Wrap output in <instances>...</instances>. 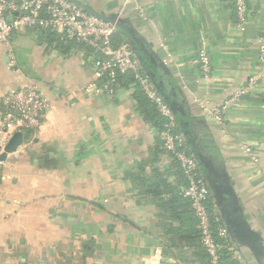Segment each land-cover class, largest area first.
Instances as JSON below:
<instances>
[{
    "label": "crops",
    "instance_id": "0c3cea01",
    "mask_svg": "<svg viewBox=\"0 0 264 264\" xmlns=\"http://www.w3.org/2000/svg\"><path fill=\"white\" fill-rule=\"evenodd\" d=\"M82 1L98 14L126 15L154 76L183 103L187 123L179 130L212 164L200 157L209 206L234 197L235 242L253 264L263 263L264 0H249L243 29L234 0ZM52 30L54 42L38 28L0 42V97L34 82L50 105L41 126L0 159V264H207L184 195L188 181L157 137L154 107L143 106L135 82L113 94L86 91L101 52L59 44L63 34ZM129 32L117 34L127 43ZM203 49L209 80L196 61ZM255 75L254 88L217 119L213 109Z\"/></svg>",
    "mask_w": 264,
    "mask_h": 264
},
{
    "label": "built area",
    "instance_id": "2783aa9c",
    "mask_svg": "<svg viewBox=\"0 0 264 264\" xmlns=\"http://www.w3.org/2000/svg\"><path fill=\"white\" fill-rule=\"evenodd\" d=\"M234 9L237 27L245 28L251 17L249 0H234ZM27 28L54 29L62 33L67 41L85 43L101 52L102 56L96 60V80L87 85L86 91L113 94L117 89L127 86L124 80L128 78L136 83L164 119L156 134L164 151L171 160L180 164L188 180L184 195L189 199L197 219L208 264H240L226 223L217 208L209 206L211 194L202 168L178 129L171 109L131 47L127 43L117 46L113 44L116 26L70 0H0V42L10 43L14 33ZM259 59L264 62V42L259 46ZM196 61L201 68L202 77L205 80L211 79L212 62L208 52L201 50ZM259 80L258 75L249 78L221 107L213 109L214 116L221 119V114L228 105L234 99L249 93ZM49 106L34 82L6 91L0 97V144L4 147L16 132L25 134L39 128ZM204 108L208 110L206 105ZM246 149L250 151L249 148Z\"/></svg>",
    "mask_w": 264,
    "mask_h": 264
},
{
    "label": "water",
    "instance_id": "95a60500",
    "mask_svg": "<svg viewBox=\"0 0 264 264\" xmlns=\"http://www.w3.org/2000/svg\"><path fill=\"white\" fill-rule=\"evenodd\" d=\"M70 1L75 3L77 6L85 9L87 12L114 24L117 28V31H119V30H126L128 32L130 31L129 26L126 23V20H125L126 15L124 13L121 14V13L117 12L114 15L106 16V15L96 13L95 11H93L92 8H90L82 0H70ZM129 34L132 36L131 37L132 40L127 42V44L131 47L136 58L139 60V62L143 66L145 72L147 73V75L150 77L153 84L157 88L159 94L164 98L165 102L168 104L169 108L171 109V111L175 117V120L177 122L178 127H180L179 123H183V125H186L187 122L184 120L185 116H186L185 109H184L183 103L180 101L175 89L172 88V86L170 89V86H169L170 83H168V81L165 79V77L163 79H158L157 77L154 76V73L157 71L156 70L157 67L154 68L150 62L148 64V62L146 60L148 57H147V55L144 54V48H143L142 44H140V42L138 41V38L133 34V32H129ZM211 110L212 109L209 110V112H208L209 114H210ZM181 132L183 133V135L185 137L186 143L189 146L191 153L196 158L200 167L202 168L204 180L206 181V183L210 189V194L212 195L210 183H209V178H208L207 174L205 173V170H204V167H203V164H202L200 157L203 158L204 163H206L208 166L211 167L212 164H211L210 160L203 153H201L200 151L195 152L193 150V148H191L190 142H189L188 137H187V136L190 137L189 131L185 129V131L181 130ZM23 142H24V133L21 131L14 133L12 135V137L9 139V141L7 142V144L4 146V150H3L2 155H0V159L4 160V159H6V157L9 153H13V152L17 151V149L23 144ZM233 193H231L232 196H233ZM234 195H235V193H234ZM233 200H234V197H231L230 199H226L224 201V203H222V204L217 203L215 207L217 208V210L221 214L223 221L226 223V225L229 229L231 242L234 246V249L236 250V252L238 254L239 263L240 264H253L250 261L249 257L247 258L246 255L242 252V249L235 242V239L233 237V235L235 234L234 228H233L234 223H233V219H232L233 217H231V212H230L231 211L230 207H232V206L230 204H228L230 201L232 202ZM234 202H232V203H234ZM227 204H228V207H227ZM261 258L264 261V256L260 257V259ZM259 263L264 264V262L263 263L259 262Z\"/></svg>",
    "mask_w": 264,
    "mask_h": 264
},
{
    "label": "trees",
    "instance_id": "16d2710c",
    "mask_svg": "<svg viewBox=\"0 0 264 264\" xmlns=\"http://www.w3.org/2000/svg\"><path fill=\"white\" fill-rule=\"evenodd\" d=\"M118 32V31H117ZM117 32L114 34V36H113V44L115 45V46H117V45H119V44H121V43H124L123 42V37H122V35L121 34H117ZM43 34L44 35H46L47 36V39L50 41V42H54V37L55 36H57V32H55V31H53L52 29H47V30H44V32H43ZM117 34V35H116ZM58 35H61V34H59L58 33ZM60 37V39L58 38H56L55 40H57V42H59V44H61V43H63V42H65V41H67V39L65 38V36L64 35H61V36H59ZM69 42H74V41H67V43H69ZM120 78H122V77H120ZM131 82H133V80L131 79V78H128V79H126V80H124V83L126 84V85H129ZM140 91V90H139ZM140 94H141V96H140V101L142 102V104H143V106L144 107H147L148 105H152L153 107H154V110H155V115H156V119H155V121H156V124H157V127L159 128V127H161L162 126V124H163V122H164V119L159 115V113L157 112V110H156V107H155V105L153 104V103H151L149 100H148V98L146 97V95L142 92V91H140ZM146 109V108H145ZM178 129H179V127H178ZM175 164H177V165H179V167H181L180 166V164L179 163H176V162H174ZM182 172H183V170H182ZM183 175L185 176V174H184V172H183ZM185 178H186V176H185ZM187 179V178H186ZM188 181V180H187ZM191 206V205H190ZM192 209V208H191ZM192 212H193V210H192ZM194 213V212H193ZM196 218V217H195ZM197 220V219H196ZM198 237L200 238V233H199V230H198ZM201 242V241H200ZM202 243V242H201ZM206 256H207V254H206ZM207 264H208V259H207Z\"/></svg>",
    "mask_w": 264,
    "mask_h": 264
}]
</instances>
